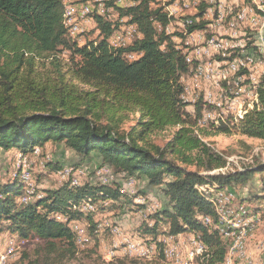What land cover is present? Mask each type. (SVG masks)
Returning <instances> with one entry per match:
<instances>
[{"label":"trees","instance_id":"1","mask_svg":"<svg viewBox=\"0 0 264 264\" xmlns=\"http://www.w3.org/2000/svg\"><path fill=\"white\" fill-rule=\"evenodd\" d=\"M150 2L116 7L119 16L131 18L140 38L113 47L108 42L112 23L99 15L94 18L96 39L79 45L62 26V0H0V148L27 152L35 146L45 150L49 142L61 143L78 158L74 168L95 155L100 157V166L125 179L145 178L147 187L160 189L165 203L149 215L152 226L141 225L142 233L155 236L160 225L165 226L161 233L168 236L194 230L206 249L200 264H221L230 241L217 228L219 214L212 206L215 201L209 199L212 194L204 192L214 185L216 192L224 186H244L257 175L258 189L242 199L258 202L264 199V163L211 173L227 161L204 138L238 133L264 141V74L256 84L257 100L242 118L199 122L181 101L179 74L187 71L188 63L166 32L172 18ZM201 3L194 19L201 18L209 6ZM205 24L193 21L185 28L192 32ZM249 45L247 52L258 51ZM63 52L68 53L67 67L57 56L48 64L39 62L41 56ZM129 52L139 53L138 58L126 59ZM196 108L198 113L201 105ZM129 112L136 114L135 122L128 129L121 128ZM167 128L173 131L163 145L150 139V134ZM64 166L57 162L51 168ZM42 193L28 203H18L19 180L0 182V232L8 230L23 239L34 236L44 242L43 249L60 246L70 254L77 249L74 233L53 213L63 212L68 219L86 218L93 224L91 215L75 209L83 198L110 200L112 207L120 200L131 202L119 185L102 182H64ZM206 217L212 220L205 221Z\"/></svg>","mask_w":264,"mask_h":264},{"label":"rangeland","instance_id":"2","mask_svg":"<svg viewBox=\"0 0 264 264\" xmlns=\"http://www.w3.org/2000/svg\"><path fill=\"white\" fill-rule=\"evenodd\" d=\"M108 1L109 2L107 1L105 2V7L112 6L113 2H117L118 0L115 1L108 0ZM121 1L122 2L120 3L122 5L121 4L120 5L124 6L126 3H130L132 0H124V1L121 0ZM150 1H151L150 2L151 6H161L164 7L165 9L166 7L168 8V11L171 13V17L172 16L173 17L169 25H167L166 32L170 34L171 39L175 41L180 47L183 46L184 48V46H186L184 49L187 48L186 50L188 52L201 50L203 47L205 49L206 39L208 40L211 39L212 37H213L212 39L220 41L221 43H225L226 45L224 46L225 49L219 51L218 50L212 51L211 53H209V55L201 53L199 56L200 60H202L203 62L214 65L213 66L214 70L216 69V71H222L223 69H225L224 71L227 72L226 78L217 81L218 87L214 84L210 85L211 88L210 90L211 91L213 90L214 92L213 96H215V101L216 100L220 101V106L215 107V105L208 103L206 105L205 101L203 100L204 98L202 99L201 97L202 94L204 93L203 90H201V92H199L198 89L196 90V95L197 96L200 95V98L197 96H195L194 98L193 97L190 98L192 91L189 88L194 87L191 86L193 85V83L191 82L187 74H184L185 76L184 77L183 74L181 73V75L179 76V81L182 84V86L185 85L186 87L184 98L181 97L183 102H186L185 109L189 113L195 115L198 119H200L199 121H201V123H205V124H209L212 121L216 122L220 117H222L223 119H227L230 117H232L234 120L235 118L240 119L238 116L239 114L242 115L241 113L243 109L248 110L252 108V106L249 108L248 105L250 104L251 100H254L255 88L259 80V77L264 74V24H263L264 21L262 23L258 22L256 25H253L249 20L251 15L248 12L244 20H238V18L236 17L237 14L240 12V10H242L243 8L246 9H249L251 7L254 8L255 5L251 2V0H226V1L224 0L223 7H220L221 8L220 9L218 8L217 5L211 3V6H209V8L207 9L206 14H204L203 17L201 18L195 19V22L197 21L199 22V20L207 22L205 24V30L199 31L198 34L199 36L195 34V36H193L194 39L190 40V43L185 45L183 43L184 41H182L179 37H177L179 36L178 32H181L182 30L181 24L183 18L188 15H195L197 10L196 9L193 10L192 8L186 9V7L184 8L181 6L175 7L174 5H170L174 3L173 2L174 0H164V2L163 0H150ZM152 2L154 3L151 4ZM189 2H191V0H189ZM261 2H264V0H261L260 3ZM109 3H111L112 5ZM218 9L220 10L221 13L219 15L224 16V17L221 16V18L223 19L218 20V13H219ZM229 9L232 10H230L229 12ZM223 10L225 13H223ZM106 11H108L106 12V14L109 13L108 15L118 13L117 10H116L117 13L115 12V10L114 12H109V10ZM254 12L256 13V11ZM226 15L227 17L228 16L231 17L227 18L225 17ZM224 18L225 19L227 18L226 21ZM113 21L116 23L117 21L116 18L115 19L113 18ZM218 21L220 24L218 23ZM231 21L235 22V23L233 22V26L229 25ZM174 25L175 27H173ZM176 25H178V27H176ZM94 30H95L94 28L88 26L87 28L88 32L87 31L85 32V35L87 37H85L84 42L90 41L92 39H96V36L98 35L99 32L98 30L95 31ZM202 34L203 37L205 35L206 39L201 37ZM208 35L210 37H207ZM216 35L217 37L218 36L219 37L217 38ZM220 35L223 37H221ZM226 38H228V40ZM202 39L204 40V42ZM229 39H231L232 41H230ZM247 43H250L249 47H255L259 51L258 52L257 49H256L257 52L249 51V52H253V55L255 56L253 63L254 67L252 66V64L249 65L248 68H244L246 69L245 72H242L243 71L242 68H240L238 71H235V73L228 71V66H226V64L229 63V61H231L232 59L240 57L243 53H245V49H247ZM188 48H190V51L188 50ZM225 50L228 52L225 53L224 52ZM242 50L244 51L242 52ZM135 54L127 53L125 54V57L128 60L136 59L138 58V54L137 55ZM214 54H217V56ZM224 54L225 56L223 57ZM53 56L58 57V60L61 62L63 67L68 66L69 61L67 60L68 57L67 52H63L60 55L59 54H55L52 56L50 55L48 56V58L41 56L39 62L40 63L44 62L48 64ZM219 58L221 60H219ZM221 65L223 68H220ZM240 73H242V75H240ZM244 74L245 76H243ZM243 79H246L247 81L246 80L243 81ZM187 80L188 82H186ZM223 81L226 84L223 83ZM240 82L242 83L243 86L241 85ZM221 86H224V89ZM83 87L87 88V85H84ZM229 91L231 96L229 95ZM191 99L192 101H190ZM199 104L201 105V109L197 113L196 107ZM228 105H230V108ZM220 109L221 110L224 109L226 112H223ZM230 110L232 111L234 110L233 111L234 113L232 111L230 113ZM135 117L136 114L129 112L127 117L123 118V121L121 123V128L128 129L132 124H134ZM172 131L173 129L167 128L162 131H156L155 133L150 134L149 137L156 144L163 145L171 136ZM204 141L209 143L217 151H219L220 153L226 156L227 162L225 166L216 169L211 173L227 172L236 169H241L246 165H252L258 161L264 163V141L241 136L238 133L216 134L210 137H205ZM34 149H37L35 153L34 151L22 152L20 149H17L15 147H9V149L7 150L0 148V182L2 183V182L12 181L15 178L19 180L21 184V195L23 194V197L20 194L17 196L16 201L18 203L23 202L24 197H26L27 200L28 199L32 200L36 197H40V195L43 194L42 191L44 189L58 187L64 182H70V183L78 182L77 184L79 185L87 181L93 184L102 182V183L112 184L115 186L119 185L120 191L128 194L130 196L131 202L127 204L122 200H120L119 202L118 201L115 202L114 205L115 207H112L110 200H93L91 198H86V197L83 198L82 200L79 201V205L75 206V209H78L86 214L91 215V220L93 224L89 222V219L86 218L68 219V215H66L63 212L53 213L52 215L56 220L65 222L70 227V229L72 228L71 229L72 232H75L74 234L76 235L77 249H75V253L73 254H70V252L68 253L61 251L62 248L60 246L59 249L47 251L46 248L43 249L44 242L34 236H30L27 239H23V238H19L18 235L8 230L1 231L0 232V264H200V260L202 259L201 256L198 255L191 256L190 254V251L195 250V247L191 242L192 238L194 239V237L195 238L198 237V234L194 230H186L185 232H182L183 234L179 233L180 235L179 236L177 235L178 237L176 236V238L174 239L170 238V240L167 234L161 233L162 231H164L165 228L164 225L159 226L158 228L159 233H157L155 236L142 233L141 227H143L144 225H148V226L153 225V219H151L149 215L153 214L155 210L161 209L165 203V199L163 198V195L161 194V191L158 187H152V188L147 187L148 185L146 183V179L143 177H140L138 179L136 178L125 179V177H123L122 174H115L109 171V169L107 170L105 169L104 171H102V169H99L102 167L100 166V157L95 155H92L89 159L81 163L82 164L81 167L83 166L86 167V170H83V172L80 171L81 170L80 167H79L80 170L76 168V171L70 170L69 172H66L65 170H53L51 167L55 165V163L57 162L60 163L61 165H65L69 167L76 166L78 162V158L75 156L74 152H72L70 149H68L61 143L54 144L49 142L45 144V150H41L38 146H35ZM21 153H23L24 155ZM18 165L19 167H17ZM17 168H20V170ZM112 182H114L115 184H113ZM259 185L260 182L258 180V176L254 175L253 179L250 180L248 183H246V185L244 186H240V185H233L231 187L224 186L220 188V190H217L216 192V189L213 188L216 187V185H214L209 187L210 190L204 192L207 195H209L210 193L212 194L209 196L210 197L209 199L210 201L213 200L215 201L216 204H213L212 202V206L215 207L216 210H218L217 212H220V209L222 207L229 210V212L225 211L221 213L223 214L225 220L229 221L228 225L232 228V230L235 233L233 235L227 236L223 233V231H221V226L219 227V225H217V228L219 227L218 228L219 232L223 234L221 235L224 238H228L230 241L229 243L230 245H228L226 255L222 264H245L246 262H247L246 264L248 263L257 264L256 262H258V264L260 262H262L261 264H264V199L259 200L258 202L250 201V203L246 202L249 200L242 199L244 197L248 198L249 192L258 189ZM143 189H147V191L145 192V195L142 196L138 193ZM228 189L231 192H229ZM37 191L39 192V194H37L38 193ZM29 193H32L33 196L32 195L28 196ZM33 193L34 194L36 193L35 196ZM225 194H228V196H225ZM241 199L243 202L238 203V201H241ZM225 201H227L228 203ZM153 204L154 206H151ZM138 206H142V207H138ZM119 207H121V209ZM60 215L61 216L64 215L63 216L64 218L61 217ZM145 215L148 217H146ZM209 220L211 221L212 219L208 218V221ZM115 224L119 225V229L121 228L122 230L123 228V230L122 231L119 230V232L118 230H114L113 227L115 226ZM96 228L99 229L96 230ZM75 229L77 231H75ZM236 231L238 232L236 233ZM125 235L127 237H125ZM191 235H193V237ZM122 240L126 243H124ZM170 241L172 242V245L170 244L171 243ZM139 243L141 244L138 245ZM155 244L157 246L156 248H155ZM173 245L175 246L173 247ZM168 247L172 248L175 253H173L171 256L169 253L165 254L163 252L164 254L162 255L160 252L161 249L162 251H164V249H169ZM178 247H180V249ZM151 249H153L155 254ZM184 249L185 251L183 252ZM183 256H185L186 259ZM241 258L243 261L240 260ZM119 259H121L123 263H120ZM230 259H231V263H230Z\"/></svg>","mask_w":264,"mask_h":264},{"label":"bare ground","instance_id":"3","mask_svg":"<svg viewBox=\"0 0 264 264\" xmlns=\"http://www.w3.org/2000/svg\"><path fill=\"white\" fill-rule=\"evenodd\" d=\"M103 1V2H102ZM109 2L108 0H75V2H81L82 3V6H77V3H70V11H74V18H75V20H78V21H82V26H81V29H75V23L74 22H66V20H67V0H62V10H63V24H62V26L64 25V30L66 31V35H67V37L69 38V39H73V38H79L80 39V42H76L77 44H83L84 43V40H85V37H87L86 35H85V32L87 31V28H88V26H90V23L92 24V23H94L95 24V30H96V23H95V20H94V18H95V15H99V16H101L102 17V19L104 18V20H106L107 22L109 21L110 22V24L112 23V26L110 27V28H112L113 27V30H112V32H111V34H110V36L108 37V42L111 44V46L113 45V47L115 46V47H123V46H125V41H122V40H120V36H123V40H127V42H128V44H130L132 41H133V39H136V38H140V31H138V29H137V27H136V25L135 24H133V23H131V22H129V19H131V18H129L128 17V19H127V26H128V28H125L123 25H118V23L116 22H114L113 21V18L115 19V17L113 16V14L112 15H108V14H106V12H108V11H106L107 9H114L115 10V12L117 13V9H116V7H125V6H121L122 4L120 3V2H122L121 0H118L117 2H113V5L111 4V3H109V4H111L112 6H110V7H105V2ZM113 1V0H112ZM115 1V0H114ZM137 1H141V0H136V2ZM146 1V0H145ZM174 1H177V3H178V7L179 6H181V7H186V9H190V8H192L193 10L194 9H196L197 10V6L198 7H200L199 5H201L202 3L201 2H205V3H207L209 6H211V3H212V0H191V2H189V0H174ZM223 1L224 0H220V7H223ZM226 1V0H225ZM260 1L261 0H251V2L255 5L254 6V8H249V9H246V8H243L242 10H240V12L237 14V18H238V20H244L245 19V17H246V14H247V12L252 16V14H255L254 15V20H252V19H249L250 21H251V23L253 24V25H256L258 22H263L264 21V2H261L260 3ZM163 2H164V0H163ZM170 2V1H169ZM154 2H152L151 4H153ZM166 3H168V2H166ZM201 3V4H200ZM241 3V2H240ZM121 4V5H120ZM128 4H135V0L133 1H131L130 3H128ZM224 4H225V2H224ZM227 4V3H226ZM159 5V4H158ZM170 5H174V3L173 4H170ZM205 5V4H204ZM243 5V4H242ZM246 5V4H245ZM209 6H208V8H209ZM230 6V5H229ZM232 6V5H231ZM244 6V5H243ZM205 7H207V5L205 6ZM157 8V7H156ZM159 8V7H158ZM173 8V7H172ZM207 8V9H208ZM248 8V7H247ZM167 14H168V16H170L171 17V13L168 11V8L166 7V9L163 7L162 8ZM191 9V10H192ZM207 9H205V10H207ZM221 9V8H220ZM223 9V8H222ZM255 9V10H254ZM154 10V9H153ZM158 10V9H157ZM169 10H170V8H169ZM175 10V9H174ZM195 10V11H196ZM230 10H232V9H229V12H230ZM188 11V10H187ZM254 11H256V13L254 12ZM109 12H112V10H109ZM180 12V11H179ZM184 13V12H183ZM223 13H225L224 12V10H223ZM222 13V14H223ZM234 13V12H233ZM117 14H119V12L117 13ZM166 14V15H167ZM199 14V13H198ZM204 14H206V12L204 13ZM203 14V15H204ZM221 14V13H220ZM228 14H230V13H228ZM159 15V14H158ZM163 15V14H162ZM173 15H174V13H173ZM180 15V14H179ZM224 15V14H223ZM186 16V15H185ZM193 16L194 15H191V18L192 19H194L193 18ZM201 16V15H200ZM221 16L222 15H219L218 16V20L219 19H223V18H221ZM131 17V16H130ZM167 17V16H166ZM165 17V18H166ZM173 17V16H172ZM171 17V18H172ZM179 17V16H178ZM203 17V16H202ZM222 17H224V16H222ZM225 17H227V15L225 16ZM228 17H231V16H228ZM227 17V18H228ZM226 18V19H227ZM196 19V18H195ZM225 19V18H224ZM226 19H225V21H226ZM234 19V18H233ZM232 20V19H231ZM105 21V22H106ZM200 21V20H199ZM222 21V20H221ZM235 21V20H234ZM234 21H231L230 23H229V25L230 26H233V22ZM62 22V21H61ZM171 22V21H170ZM198 22V21H197ZM242 22H244V21H242ZM207 23V22H206ZM218 23H219V21H218ZM235 23V22H234ZM166 24H167V21H166ZM209 24V23H208ZM220 24V23H219ZM227 24V23H226ZM247 24V23H246ZM164 25V24H163ZM169 25V24H168ZM210 25V24H209ZM225 25V24H224ZM100 26V25H99ZM208 26V25H207ZM235 26V25H234ZM92 27V26H91ZM173 27H175V25L173 26ZM176 27H178V25H176ZM211 27V26H210ZM246 27V26H245ZM252 27V26H251ZM167 28V27H166ZM180 28V27H179ZM178 28V29H179ZM207 28V27H206ZM229 28V27H228ZM233 28V27H232ZM256 28V27H255ZM165 29V28H164ZM170 29H171V27H170ZM169 29V30H170ZM177 29V28H176ZM74 30V31H73ZM94 30V31H95ZM159 30H161L160 28H159ZM203 30H205V27L203 28V29H200V31H203ZM230 30V29H229ZM233 30V29H232ZM172 31V30H171ZM222 31V30H221ZM88 32V31H87ZM223 32V31H222ZM221 32V33H222ZM229 32V31H228ZM160 33V32H159ZM165 33V32H164ZM176 33V32H175ZM204 33H206V32H204ZM226 33H227V30H226ZM178 34H179V36H177V35H175V36H177V37H179L182 41H184L183 43L185 44V45H187V44H189L190 42H188L187 40H185V39H187V37L190 35V32H188L187 31V29H185V27H182V30H181V32H178ZM223 34H225V33H223ZM101 35V34H100ZM169 35V34H168ZM172 35H174V34H172ZM181 35V36H180ZM221 36V35H220ZM234 36V35H233ZM201 37L202 38H205V35H204V37H203V34L201 35ZM207 37H210L209 35L207 36ZM216 37H217V35H216ZM219 37V36H218ZM217 37V38H218ZM221 37H223V36H221ZM220 37V38H221ZM226 37V36H225ZM174 38V37H173ZM213 38V37H212ZM206 39V46H207V44L209 43V42H211V46H216V48H215V50H222V49H225V47L224 46H226L225 45V43H221L220 41H217V40H214V39ZM176 39V38H175ZM216 39V38H215ZM225 39V38H224ZM227 40H228V38H226ZM232 39V38H231ZM231 39H229L230 41H232ZM203 40V39H202ZM201 40V41H202ZM235 40V39H234ZM172 41V40H171ZM175 42V41H174ZM180 42V41H179ZM178 42V43H179ZM203 42H204V40H203ZM224 42V41H223ZM228 42V41H227ZM248 42V41H247ZM176 43V42H175ZM232 43V42H231ZM241 43V42H240ZM177 44V43H176ZM200 44V43H199ZM201 44H202V42H201ZM229 44V43H228ZM181 45H182V43H181ZM193 45V44H192ZM204 45V44H203ZM196 46V45H195ZM198 46V45H197ZM177 47L178 48H180L181 49V51H182V55H184L185 56V60H186V62L188 63V67L186 66V68H188L187 69V71H186V69H184L185 71H184V73H182L183 74V76H184V74H187V76L190 78V80H191V82L193 83V85H191V86H194L193 88H189L192 92H191V97L190 98H194L195 96H197L196 95V90L198 89L199 90V92H201V90H203V91H205L206 89H208L209 87H210V85L212 84V82H215L216 81V73H215V70H208L207 72H206V66H205V62H203L202 60H200V58H199V54L198 53H205V49H204V47L201 49V50H195V51H192V52H188L186 49H184L186 46H184V48H183V46L182 47H180L178 44H177ZM188 47V46H187ZM191 47V46H190ZM200 47V46H199ZM126 48V47H125ZM176 48V47H175ZM198 48V47H197ZM231 48H232V46H231ZM230 48V49H231ZM236 48V47H235ZM239 48H241V47H239ZM227 49V48H226ZM229 49V50H230ZM237 49V48H236ZM188 50L190 51V48H188ZM192 50V49H191ZM228 50V49H227ZM232 50V49H231ZM244 50H242V52H243ZM128 52V51H127ZM135 52V51H134ZM225 53L226 52H228V51H224ZM130 53V52H129ZM132 53V52H131ZM219 53V52H218ZM232 53V52H231ZM135 54V53H134ZM139 54V53H138ZM220 54V53H219ZM218 54V55H219ZM135 55H137V54H135ZM214 55H216L217 56V54H214ZM226 55H228V54H226ZM238 55V54H237ZM236 55V56H237ZM132 56V55H131ZM130 56V57H131ZM215 56V57H216ZM221 56V55H220ZM225 56V54L223 55V57ZM234 56V55H233ZM183 57V56H182ZM228 57V56H227ZM254 55L253 54H251L249 51L247 52L246 50H245V53H243L240 57H237V58H234V59H232L231 61H229V63H227L226 64V66H228V69H234V67H235V69H236V71H238L240 68H248L249 67V65H251L252 64V66H253V63H254ZM218 58V57H217ZM223 59V58H222ZM131 60V59H130ZM219 60H221L220 58H219ZM132 61H133V59H132ZM217 62V61H216ZM220 62H222V61H220ZM256 62V61H255ZM219 64V63H218ZM223 64V63H222ZM224 64H225V61H224ZM220 65V64H219ZM218 65V66H219ZM254 67V66H253ZM257 67V66H256ZM220 68H223L222 67V65H221V67ZM253 69V68H252ZM251 69V70H252ZM225 69H223L222 71H219V74H218V78H217V81L218 80H220V79H224V78H226V75H227V72L226 71H224ZM228 71H231V72H234L235 73V71H233V70H228ZM246 71V70H245ZM182 72V71H181ZM181 72H180V74H179V76L181 75ZM258 73V72H257ZM240 75H242V73H240ZM243 76H245V74L243 75ZM182 77V76H181ZM180 77V78H181ZM185 77V76H184ZM252 77V76H251ZM230 78V77H229ZM253 78V77H252ZM184 79V78H183ZM186 79V78H185ZM188 79V78H187ZM242 79V78H241ZM189 80V79H188ZM188 80L186 81V82H188ZM246 79H243V81H245ZM185 81V80H184ZM217 81H216V86H217ZM225 81V80H224ZM223 81V83H225ZM229 81V80H228ZM232 81H233V79H232ZM247 81V80H246ZM207 82V83H206ZM235 82V81H234ZM234 82H232V83H234ZM256 82V81H255ZM183 83V82H182ZM209 83V84H208ZM219 83V82H218ZM222 83V82H221ZM241 83V82H240ZM226 84V83H225ZM244 84V83H243ZM254 84V83H253ZM204 85V86H203ZM206 85V86H205ZM209 85V86H208ZM219 85H222V84H219ZM241 85H242V83H241ZM225 86V85H224ZM224 86H221L223 89H224ZM243 86V85H242ZM251 86V85H250ZM218 87V86H217ZM245 87V86H244ZM182 88H183V92H182V95H181V97L182 98H184V93L186 92L185 91V89H186V87H185V85H183L182 86ZM188 88V87H187ZM246 88V87H245ZM244 88V89H245ZM249 88V87H248ZM253 88H254V86H253ZM222 89V90H223ZM227 89V88H226ZM230 89V88H229ZM256 89V88H255ZM242 90V89H241ZM226 91V90H225ZM251 92V91H250ZM254 92V91H253ZM180 93V92H179ZM213 90L211 91V95H212V101H214V102H220V101H215V96H213ZM224 93V92H223ZM227 93V92H226ZM181 94V93H180ZM228 94V93H227ZM223 95V94H222ZM229 95L231 96V94H230V91H229ZM248 96V95H247ZM254 100H251V102H250V104L248 105L249 106V108L251 107V106H253V103L257 100V94H256V91H255V94H254ZM179 97V96H178ZM197 97H199L200 98V95L199 96H197ZM202 99L205 101V103H206V105H207V101H206V97H205V93H203L202 94ZM220 97V96H219ZM222 98V97H221ZM239 99V98H238ZM186 100V99H185ZM195 100V99H194ZM197 100H198V98H197ZM220 100V99H219ZM181 101H182V99H181ZM190 101H192V99L190 100ZM196 101V100H195ZM197 102V101H196ZM186 103V102H185ZM226 103V102H225ZM220 106V104H216L215 105V107H219ZM229 106V108H230V105H228ZM233 107V106H232ZM220 108H222V107H220ZM225 108V107H224ZM216 110H217V108H216ZM221 110V109H220ZM207 111V110H206ZM221 111H223V110H221ZM231 111L232 110H230V113H231ZM234 111V110H233ZM232 111V112H233ZM247 111V109H243V111H242V115H240L239 114V118H241L244 114H245V112ZM224 112V111H223ZM229 112V111H228ZM213 113H215V112H213ZM218 113V112H217ZM234 113V112H233ZM206 114V113H205ZM204 114V115H205ZM230 115V114H229ZM211 116V115H210ZM225 116V115H224ZM203 117V116H202ZM206 117V116H205ZM217 117V116H216ZM210 118V117H209ZM213 118V117H212ZM206 119V118H205ZM236 119V118H235ZM203 120H204V118H203ZM209 120V119H208ZM206 121V120H205ZM199 122H201V121H199ZM36 150L37 149H34L33 151H34V153L36 152ZM21 154H23V153H21ZM24 155V154H23ZM22 155V156H23ZM22 159V158H21ZM17 160V159H16ZM21 161V160H20ZM18 162V161H17ZM17 167H19V165L17 166ZM22 168V167H21ZM78 169H79V167H77ZM101 168H106V167H101ZM17 169H19L20 170V168H17ZM23 169V168H22ZM81 169V170H80ZM80 171H82L83 172V170H85L83 167H80ZM59 170V169H58ZM60 170H65L66 172H69L70 170H75L76 171V168H72V167H69V166H64V167H62ZM18 171V170H17ZM76 173V172H75ZM79 173V172H78ZM18 174H20V173H18ZM66 174H68V173H66ZM27 175V174H26ZM61 175V174H60ZM82 175V174H81ZM80 175V176H81ZM14 176V175H13ZM68 177V176H67ZM31 178V177H30ZM70 178V177H69ZM23 179V178H22ZM32 179V178H31ZM65 179V178H64ZM33 180V179H32ZM27 181V180H26ZM29 181H31V180H29ZM68 181H69V179H68ZM23 183H24V181H23ZM78 182H73V183H71L72 185H78L77 184ZM34 187V186H33ZM25 188V187H24ZM36 188V187H35ZM33 190H35V189H33ZM29 192V191H28ZM38 192V191H37ZM224 192V191H223ZM34 194V193H33ZM36 194V193H35ZM35 194H34V196H35ZM37 194H39V192L37 193ZM21 195V194H20ZM29 195H32V193H29L28 194V196ZM222 195V194H221ZM22 197H23V194L21 195ZM24 196H26V195H24ZM33 196V195H32ZM41 196V195H40ZM225 196H228V194H225ZM232 196H233V194H232ZM220 197H222V196H220ZM231 197V196H230ZM229 197V198H230ZM147 198V197H146ZM145 198V199H146ZM228 198V199H229ZM21 199V198H20ZM23 199H25V202L24 203H26L27 201H30L29 199L27 200L26 199V197H24ZM139 199V198H138ZM145 201H147V200H145ZM145 201H143V202H145ZM221 201H223V200H221ZM106 202V201H105ZM225 202H227V201H225ZM228 202H229V200H228ZM227 202V203H228ZM20 203H22V202H20ZM28 203V202H27ZM91 204V203H90ZM96 204V203H95ZM99 204V203H98ZM97 204V205H98ZM152 204V203H151ZM157 204V203H156ZM101 205V204H100ZM103 206V205H102ZM151 206H154V204L153 205H151ZM220 206V205H219ZM226 206H227V204H226ZM85 207V206H84ZM95 207V206H94ZM149 207V206H148ZM156 207H157V205H156ZM159 207V206H158ZM86 208V207H85ZM145 208V207H144ZM151 208V207H150ZM87 210V209H86ZM94 210V209H93ZM145 210V209H144ZM158 210V209H157ZM231 210V209H230ZM245 210V209H244ZM148 211V210H147ZM152 211V210H151ZM156 211V210H155ZM218 211V210H217ZM229 212V210L228 209H226V208H221L220 209V212H218V214H219V217H218V220H219V227L221 226V231H223V233L225 234V235H227V236H229V235H233V234H235L234 233V231L232 230V228L228 225V223H229V221H226L225 220V218L223 217V214L221 213V212ZM242 211V210H241ZM90 212V211H89ZM231 212V211H230ZM146 213V212H145ZM155 213V212H154ZM93 214V213H92ZM143 214V213H142ZM245 214V213H244ZM61 216V215H60ZM64 216V215H63ZM63 216H61V217H63ZM146 216V215H145ZM66 217V216H65ZM146 217H148V216H146ZM64 218V217H63ZM226 218H228V217H226ZM66 220H67V218H66ZM144 220V219H143ZM229 220V219H228ZM205 221H208V217H206L205 218ZM210 221V220H209ZM231 221V220H230ZM231 225V224H230ZM77 226V225H76ZM102 226V225H101ZM232 226V225H231ZM234 226V225H233ZM112 227H113V225H112ZM218 227V228H219ZM114 228V230H118V232H119V230L120 231H122L123 230V228H122V230H121V228L119 229V225H117V224H115V226L113 227ZM72 229V228H71ZM82 229V228H81ZM97 229H99V228H96V230ZM111 230V229H110ZM235 230V229H234ZM75 231H77L76 229H75ZM81 231V230H80ZM112 231V230H111ZM110 231V232H111ZM238 231H236V233H237ZM73 233H75V232H73ZM113 233V232H112ZM115 233H116V231H115ZM82 234V233H81ZM123 234H124V231H123ZM183 234V233H182ZM222 234V233H221ZM114 235V234H113ZM179 236L180 234H176V235H169L168 236V238H169V240H170V238L171 239H173V236H174V238H176V236ZM223 235V234H222ZM237 235V234H236ZM243 235H245V234H243ZM74 236H75V239H76V235L74 234ZM78 236V235H77ZM80 236V235H79ZM115 236H116V234H115ZM177 236V237H178ZM182 236V235H181ZM113 237V236H112ZM121 237H122V235H121ZM125 237H127L126 235H125ZM192 237H193V235H192ZM186 238V237H185ZM242 238V237H241ZM78 239V238H77ZM121 239V238H120ZM131 239H133V238H131ZM245 239V238H244ZM153 240H156V239H153ZM167 240V239H166ZM233 240V239H232ZM239 240V239H238ZM123 241V240H122ZM151 241V240H150ZM175 241V240H174ZM242 241V240H241ZM10 242V241H9ZM124 242V241H123ZM130 242V241H129ZM143 242V241H142ZM166 242V241H165ZM171 242V241H170ZM181 242V241H180ZM192 244L194 245V247H195V250L194 251H190V254H191V256L192 255H198V256H201V258L204 256V253H205V251H206V249L204 248V246L202 245V243L200 242V240L198 239V237L197 238H195L194 237V239H192ZM120 243V242H119ZM122 243V242H121ZM124 243H126V242H124ZM128 243V242H127ZM146 243V242H145ZM16 244V243H15ZM141 243H139L138 245H140ZM157 244V243H156ZM156 244H155V248L157 247L156 246ZM159 244H161V243H159ZM169 244V243H168ZM171 245H172V242L170 243ZM175 244H176V242H175ZM231 244H232V241H231ZM118 245V244H117ZM121 245V244H120ZM137 245V246H138ZM145 245V244H144ZM158 245V244H157ZM230 245V244H229ZM236 245V244H235ZM241 245V244H240ZM246 245V244H245ZM6 246V245H5ZM123 246V245H122ZM127 246V245H126ZM143 246V245H142ZM159 246V245H158ZM161 246V245H160ZM170 246V245H169ZM175 245H173V247H174ZM13 247V246H12ZM124 247V246H123ZM164 247V246H163ZM112 248V247H111ZM110 248V249H111ZM117 248V247H116ZM120 248V247H119ZM131 248V247H130ZM137 248V247H136ZM160 248V247H159ZM166 248V247H165ZM169 248V247H168ZM179 249H180V247H178ZM186 248V247H185ZM189 248V247H188ZM240 248V247H239ZM10 249V248H9ZM146 249V248H145ZM149 249V248H148ZM181 249H182V247H181ZM191 249H193V248H191ZM114 250V249H113ZM152 251H153V249H151ZM160 250V249H159ZM188 250V249H187ZM112 251V250H111ZM130 251V250H129ZM132 251V250H131ZM151 251V252H152ZM157 251V250H156ZM161 251H162V249H161ZM160 251V252H161ZM185 251V249L183 250V252ZM258 251V250H257ZM260 251V250H259ZM170 254L171 256H172V254L174 253V251H173V249L172 248H169V249H164V251H162V254ZM234 252V251H233ZM244 252H245V250H244ZM153 253H154V251H153ZM152 253V254H153ZM243 253V252H242ZM12 254V253H11ZM133 254H135V253H133ZM155 254V253H154ZM184 254V253H183ZM232 254V253H231ZM234 254V253H233ZM128 255V254H127ZM130 255V254H129ZM142 255V254H141ZM148 255H149V253H148ZM181 255V254H180ZM247 255V254H246ZM256 255V254H255ZM257 255H258V253H257ZM131 256V255H130ZM152 256V255H151ZM164 256H166V255H164ZM186 256H187V254H186ZM140 257V256H139ZM142 257V256H141ZM169 257V256H168ZM184 258H185V256H183ZM182 257V258H183ZM235 257V256H234ZM113 258V257H112ZM171 258V257H170ZM169 258V259H170ZM173 259V258H172ZM186 259V258H185ZM245 259V258H244ZM256 259H257V257H256ZM180 260V259H179ZM240 260H242V258L240 259ZM239 260V261H240ZM182 261V260H181ZM243 261V260H242ZM177 262H178V260H177ZM260 262V261H259ZM230 263H231V259H230ZM247 263V262H246ZM245 263V264H246ZM257 264H258V262H256ZM262 262H260L259 264H261ZM222 264V263H221ZM249 264V263H248ZM251 264V263H250ZM254 264V263H253Z\"/></svg>","mask_w":264,"mask_h":264},{"label":"built area","instance_id":"4","mask_svg":"<svg viewBox=\"0 0 264 264\" xmlns=\"http://www.w3.org/2000/svg\"><path fill=\"white\" fill-rule=\"evenodd\" d=\"M173 2H174V6L175 7H178L177 1H173ZM70 3H77V6H82V3L81 2H75V0H67V20H66V22H74L75 23V29H81L82 21L75 20V18H74V11H70ZM212 3L214 5H217L218 8H220V0H212ZM135 4H136V0H135ZM132 5H134V4H128V3H126L124 6L125 7H128V6H132ZM107 10H112V12H114V9H107ZM206 12H207V10H206ZM218 12H219L218 13V16H219V14H220V10L219 9H218ZM254 15L255 14H252V16L250 17V19L254 20ZM113 16L116 18V20H117L116 22L118 23V25H123L125 28H128V26H127L128 16H119V14H113ZM193 21H195V19H192L191 18V15H188V16H186V17L183 18L181 27H186L187 24H190ZM263 24H264V22H263ZM194 31H200V29L199 30H194ZM194 31L190 32V35ZM71 40H73L74 42H77V43L80 42V39L77 38V37L76 38H73ZM120 40L125 41V46L128 45L127 40H123V36H120ZM215 48H216V46H211V42H209L207 44L206 48H205V53L204 54L209 55V53H211L212 51H215ZM198 54L200 56L201 53H198ZM251 54H253V53H251ZM205 66H206V72L208 70H214V68H213L214 65L205 63ZM228 70L236 71L235 67H234V69H228ZM215 73H216V81H217L219 71H216V69H215ZM216 81L215 82H212V84L215 85L216 84ZM210 89L211 88L209 87L208 89H206L204 91L205 97H206V101L208 102V104H212V105L220 104V102H214V101H212V95H211V90ZM223 111L226 112L224 109H223ZM99 169H102V171H104L105 169L107 170V168H99ZM24 202H25V199H23V202L22 203H24ZM173 239H174V236H173Z\"/></svg>","mask_w":264,"mask_h":264},{"label":"crops","instance_id":"5","mask_svg":"<svg viewBox=\"0 0 264 264\" xmlns=\"http://www.w3.org/2000/svg\"><path fill=\"white\" fill-rule=\"evenodd\" d=\"M90 26H92V28H94L95 29V24L94 23H90ZM195 34H197V36H199L198 34H199V31H194L193 33H191V35H189L188 37H187V39H185V40H187L188 42H190V40H193L194 38H193V36H195Z\"/></svg>","mask_w":264,"mask_h":264}]
</instances>
